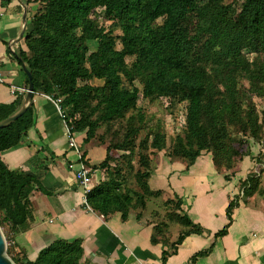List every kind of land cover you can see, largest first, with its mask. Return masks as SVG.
Masks as SVG:
<instances>
[{
    "label": "trees",
    "instance_id": "trees-1",
    "mask_svg": "<svg viewBox=\"0 0 264 264\" xmlns=\"http://www.w3.org/2000/svg\"><path fill=\"white\" fill-rule=\"evenodd\" d=\"M224 1L39 0V9L23 35L26 51L13 53L31 72L33 91L57 101L73 131H84L83 142L95 136L101 123L124 118L138 108L141 92L145 99L163 97L172 105L186 101L187 131L175 136L171 155L181 157L190 167L203 151L210 152L217 168L229 169L238 154L230 129L236 128L254 140L264 134V121L251 100L253 94L264 98V0ZM95 12L110 24L98 25ZM89 41L97 43L94 51H89ZM127 57L132 58L129 63ZM93 78L103 83L92 85ZM243 79L248 82L247 89L238 86ZM19 103L17 98L14 103L0 104V120L14 113ZM136 118L143 120L140 110ZM133 120V114L127 117V121ZM32 124L30 103L21 116L0 128V152L18 144ZM138 130L130 125L124 142L116 148L130 154L126 139ZM149 137L150 149L165 148L164 133L154 131ZM81 158L84 160V154ZM126 158L130 164L132 159ZM146 165L144 159L143 166ZM95 166L106 167L109 177L91 188L86 200L101 214L118 211L125 218L135 198L143 203L145 196L157 194L149 190L145 181L150 172L147 168L135 172L137 191L122 187L118 169L110 171L108 156ZM35 182L33 175L11 170L0 159L1 227L8 224L14 232L24 226ZM260 191V178L248 175L243 198ZM238 199L229 201L228 223L215 233L216 237L227 232ZM171 202L179 208L181 200L168 199L165 204ZM168 217L190 227L175 244L190 232H200L186 215L172 211ZM12 248L9 242L8 255ZM209 250L197 252L191 260ZM81 255L79 240L57 239L42 248L33 261L21 256L12 260L16 264H77Z\"/></svg>",
    "mask_w": 264,
    "mask_h": 264
},
{
    "label": "crops",
    "instance_id": "crops-1",
    "mask_svg": "<svg viewBox=\"0 0 264 264\" xmlns=\"http://www.w3.org/2000/svg\"><path fill=\"white\" fill-rule=\"evenodd\" d=\"M39 6V0H0V104L8 105L18 98L15 111L23 102L28 83L13 52L26 51L23 35ZM23 28L22 37L15 42ZM31 104L32 126L18 144L0 152L9 169L21 170L36 180L24 226L13 232L5 224L12 255L33 261L42 248L64 239L81 242L77 264H264V174L261 191L245 199L238 197L227 232L217 237L215 233L228 223L227 205L240 191L231 171L217 168L205 151L190 167L182 159L156 156L145 181L157 194L145 196L143 203L135 198L125 218L118 211L104 215L83 204V188L75 177L78 153L68 145L59 104L41 91H33ZM74 133L78 150L84 154L81 161L90 169L91 189L108 179L106 167L95 168L107 148L93 139L83 142L84 132ZM133 190L139 191V187ZM178 198L179 208L173 202L165 204ZM172 211L186 215L200 232H190L175 244L190 227L170 220ZM208 248L207 254L191 260Z\"/></svg>",
    "mask_w": 264,
    "mask_h": 264
},
{
    "label": "rangeland",
    "instance_id": "rangeland-1",
    "mask_svg": "<svg viewBox=\"0 0 264 264\" xmlns=\"http://www.w3.org/2000/svg\"><path fill=\"white\" fill-rule=\"evenodd\" d=\"M231 1L232 0H225L224 2L229 3ZM97 10L100 11V9ZM92 16L94 17V15ZM95 16L97 18L98 25L107 26L110 24V21L106 20V18L100 12H95ZM159 22H161V20H159ZM115 32L117 34L120 33L119 30H116ZM88 47L89 51H94L97 47V43L95 41H89ZM117 47H120L118 41ZM250 59L252 58L250 57ZM131 60L132 58L130 57L126 58V62L128 63ZM90 83L92 85H101L103 80L93 78L90 80ZM134 84L141 90V85L138 80H135ZM238 86L241 89H247L249 87L246 79L241 80ZM251 100L255 105L260 120L264 121V98L253 94ZM185 105L186 101L177 103L175 105L169 104V101L163 97L154 98L152 100L145 99L142 97V93L139 92V99L137 101L138 108L130 110L124 118L115 119L107 123H101L96 130L95 136L92 138L93 141L98 146H102L104 149L110 148L108 152L106 151V156L99 160V162L96 164L101 163L108 156L110 164H113L110 166L112 168L110 171L114 172V169H118V174L117 172H115V174L122 177L120 178L121 185H125V189L133 190L137 185L135 181V172L137 171L136 169L142 171L146 170L147 168L151 170L152 165L156 162V156L159 155L162 157L166 156L171 159H182L179 156L176 157L175 155H171L170 151L175 141V136L178 134L183 135L187 131L185 126ZM139 110L143 115L142 121H138L136 118L138 117ZM131 114L134 115V120L127 121V117ZM130 125L134 127L137 126L139 130L126 139L130 142H128V149L131 151V153L128 154V151L120 150L116 148V146L121 145L124 142L125 134ZM154 131L164 133V141L166 146L164 149L159 151L155 149L152 150L148 146L151 140L149 133H153ZM230 132L232 144L238 151V154L234 156L232 166L229 169H226L224 166H221L219 169L223 168L225 171H231L230 173H232V177H235L234 185L238 187L240 191L238 195H235V197L243 198L241 192L246 177L251 174L253 175L254 179L257 177L260 178L261 183V177L264 174V134H260L259 140H254L247 134H241L236 128H231ZM126 157H130L132 159L130 164H127L128 160ZM141 157L143 160H146V167L143 166V160ZM230 173L228 176H230ZM262 183L264 184L263 180ZM0 228L7 244L6 247L8 248L9 241L7 228L5 225L2 227L0 226ZM9 256L11 258H17L11 253Z\"/></svg>",
    "mask_w": 264,
    "mask_h": 264
},
{
    "label": "water",
    "instance_id": "water-1",
    "mask_svg": "<svg viewBox=\"0 0 264 264\" xmlns=\"http://www.w3.org/2000/svg\"><path fill=\"white\" fill-rule=\"evenodd\" d=\"M23 22L25 23V14L23 15ZM23 33H24V28L21 29V31H20L17 39L15 40V42H17L18 39H20L22 37ZM22 69H23L24 73L27 75V79H28V86H27V90L25 93V97L23 99V102H22L20 108L17 111H15L13 114L7 116L6 118L0 120V128L7 126L12 121H14L16 118L21 116L27 110V108L30 106L32 96H33L32 74L27 69V67L24 63H22ZM6 245L7 244H6L4 235H3L1 228H0V264H16L12 260V258L7 254Z\"/></svg>",
    "mask_w": 264,
    "mask_h": 264
},
{
    "label": "built area",
    "instance_id": "built-area-1",
    "mask_svg": "<svg viewBox=\"0 0 264 264\" xmlns=\"http://www.w3.org/2000/svg\"><path fill=\"white\" fill-rule=\"evenodd\" d=\"M16 89L21 90V91L24 90V89H21L18 87H16ZM57 108L59 110V114H60L61 118L63 119L65 131L67 134L68 145L70 147H72L73 149H75L76 152L78 153L79 163H78L77 170L75 172V177H76V180L78 181L79 185H81L83 188V204L87 209L90 210V207H89L87 200H86V193L90 190L89 186H88L89 182H90V178H89L90 169L86 166V164L84 162L81 161L82 154H80V152L78 150V145H77V142L75 139V133L73 131L72 125L68 124V121L66 120L64 113L60 111L59 107H57Z\"/></svg>",
    "mask_w": 264,
    "mask_h": 264
}]
</instances>
